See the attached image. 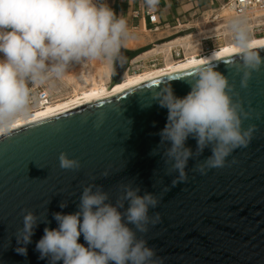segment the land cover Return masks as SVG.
I'll list each match as a JSON object with an SVG mask.
<instances>
[{
    "label": "water",
    "instance_id": "obj_1",
    "mask_svg": "<svg viewBox=\"0 0 264 264\" xmlns=\"http://www.w3.org/2000/svg\"><path fill=\"white\" fill-rule=\"evenodd\" d=\"M257 50L264 56V46ZM129 57L122 46L108 86L122 81ZM207 61L229 77L252 113L243 127L254 124L256 131L224 167L205 175L193 169L211 155L210 149L188 161L187 181L175 186L171 181L177 173L169 174L171 165L162 158L167 145L151 155L167 122V109L152 94L171 84L176 96H185L190 67L45 113L0 138V264H48L36 251L44 228L58 227L53 213H75L83 187L92 183L102 185L112 203L125 184L139 186L141 195H156L159 204L149 216L159 213V220L138 235L161 264H264V66L241 88L237 53ZM186 146L195 151L196 140L189 137ZM62 152L78 159L80 169H62ZM62 201L67 202L63 209ZM22 209L50 221L38 223L26 256L15 251L23 246L15 237L23 226ZM79 242L85 243L83 236Z\"/></svg>",
    "mask_w": 264,
    "mask_h": 264
},
{
    "label": "clouds",
    "instance_id": "obj_2",
    "mask_svg": "<svg viewBox=\"0 0 264 264\" xmlns=\"http://www.w3.org/2000/svg\"><path fill=\"white\" fill-rule=\"evenodd\" d=\"M146 3L154 9L158 0ZM230 28L235 46L225 51L238 54L234 67L242 73L241 88H247L251 74L264 66V56L241 21L234 20ZM128 39L126 20L103 0H0V138L12 135L16 123L30 117L36 89L63 79L72 65L97 59L111 63ZM189 67L190 91L185 96H176L171 84L152 94L154 102L167 109V122L151 155L167 145L162 158L171 165L169 174L177 173L173 186L187 181L188 161L205 149L211 155L193 169L201 175L224 167L226 158L235 149L247 147L256 131L254 124L243 127L252 113L245 110L226 74L211 61H193ZM189 137L196 140L195 151L186 146ZM59 162L65 170L81 167L78 159L64 152ZM101 175L106 178L109 172ZM140 192L139 186L121 185L112 203L102 185L84 186L75 213H53L58 227L44 228L36 243L39 259H47L48 264H161L138 235L159 220V213L149 216L159 199L151 192ZM59 206L63 209L67 202ZM21 211L23 226L15 237L23 246L15 251L26 256V245L32 242L38 223L50 221L40 220L31 210Z\"/></svg>",
    "mask_w": 264,
    "mask_h": 264
},
{
    "label": "bare ground",
    "instance_id": "obj_3",
    "mask_svg": "<svg viewBox=\"0 0 264 264\" xmlns=\"http://www.w3.org/2000/svg\"><path fill=\"white\" fill-rule=\"evenodd\" d=\"M220 13L222 16H225L228 19V23H226L225 27L222 26L220 29H218L219 31H222L224 41L222 44H220L218 47L214 48L210 52L205 54L201 53V49L199 48V44L197 43V41L201 35L215 31V28H213V26L211 28L198 27L197 31H194L192 33H186L182 36L176 37L162 44H156L154 48L149 51V53L153 55L159 54L164 56L162 64L160 66L155 65L151 66V68H146L148 67L147 65L145 66V69L140 72H125L122 81L116 83L112 87L108 86L110 84L112 76V62L109 63L103 60L102 63L100 62V64L97 65L94 64L95 62L93 63L92 60L81 63V70L77 69L76 71L79 73H76V75H74L75 73H72L74 76L72 75L71 77H67V79L63 78L65 85L68 88V92L64 96L59 97L58 99L43 106H37L32 108L30 117L26 120L18 121L15 126L24 123V121H29L30 119L36 118L45 113L60 109L70 104L93 98L99 95H103L112 91H116L189 67L193 61H207L213 58H217L219 56L221 57L235 53L225 51V49H232L235 46L234 41L229 37V34L231 33L230 25L232 23L229 21L232 17V13L226 6H222L220 8ZM258 14L259 15L257 16H260V14L262 13ZM211 17L209 16L208 18ZM210 23L215 24L217 23V20H211ZM249 37L250 39L258 41L259 46H264V35L251 36L249 34ZM175 45L183 47V58L175 59L171 57V49Z\"/></svg>",
    "mask_w": 264,
    "mask_h": 264
},
{
    "label": "crops",
    "instance_id": "obj_4",
    "mask_svg": "<svg viewBox=\"0 0 264 264\" xmlns=\"http://www.w3.org/2000/svg\"><path fill=\"white\" fill-rule=\"evenodd\" d=\"M227 0H158L153 9L158 20V29L149 21L147 15V3L139 0H113L110 8L118 17H123L128 26L129 39L124 43L126 51H135L136 58L151 60L153 54L149 53L156 44L167 39L174 38L177 30L176 23L183 27L203 25L199 14L208 18L215 9L220 8ZM130 55V53H129ZM163 55L156 58L159 63L163 61ZM131 59V56L129 57ZM113 64V61H112ZM113 67V65H112Z\"/></svg>",
    "mask_w": 264,
    "mask_h": 264
},
{
    "label": "built area",
    "instance_id": "obj_5",
    "mask_svg": "<svg viewBox=\"0 0 264 264\" xmlns=\"http://www.w3.org/2000/svg\"><path fill=\"white\" fill-rule=\"evenodd\" d=\"M139 1L141 2V4L146 3V0ZM222 6H226L232 13V17L229 22H233L234 20L241 21L251 36L264 35V0H227ZM220 8L214 10V12L210 15V17L212 16L211 18H207L206 15H202V13L199 14V16L201 17V21L206 25L211 24V20H217V23L213 24L214 26H216H213V28H215V31L201 35L197 41V43L199 44V48L201 49V53L205 54L210 52L211 50L222 44L224 41L222 31H219L218 29H220L222 26L225 27L226 23H228V19L227 17L221 15ZM258 13L262 14H260V16H257L259 15ZM147 15L149 21L154 24V29H158V20L153 9L147 8ZM174 28L177 30V34L174 37L176 38L186 33L197 31L198 26L196 25L191 27H183L182 25H180V23L177 22ZM229 37L233 40L232 32L229 34ZM174 38H169L162 43L168 42ZM157 56H159V54L152 56L150 61H147L146 59H138L136 57L129 59L126 72H140L147 65L158 66V64H162L158 62V59L156 58ZM171 57L175 59L183 58V47L179 45L173 46L171 49ZM67 92L68 88L66 87L63 79L51 80L44 86L34 91L36 101L32 108L50 103L58 99L59 97L64 96Z\"/></svg>",
    "mask_w": 264,
    "mask_h": 264
},
{
    "label": "rangeland",
    "instance_id": "obj_6",
    "mask_svg": "<svg viewBox=\"0 0 264 264\" xmlns=\"http://www.w3.org/2000/svg\"><path fill=\"white\" fill-rule=\"evenodd\" d=\"M111 1H113V0H103V2H105V3H107V5L110 7V2ZM201 18V17H200ZM199 18V19H200ZM212 26H214L213 25V23L210 25V24H208V25H206V24H204L203 23V25H200V27L199 28H211ZM215 27V26H214ZM92 61V60H91ZM102 61L103 60H101L100 61V59H97V60H93V63L94 64H100V62L102 63ZM80 65V66H79ZM75 64V65H72L70 68H69V70H68V72H67V74L64 76V79H67V77H71L73 74L72 73H75L74 75H76V73H79V72H76L77 71V69H80L81 68V64ZM113 65V64H112ZM161 64H158V66H160ZM113 68V67H112ZM146 68H151V66H148V67H146ZM76 69V70H75ZM145 69V68H144ZM75 70V71H74ZM81 70V69H80ZM79 71V70H78ZM70 72V73H69ZM73 75V76H74ZM64 81V80H63Z\"/></svg>",
    "mask_w": 264,
    "mask_h": 264
},
{
    "label": "trees",
    "instance_id": "obj_7",
    "mask_svg": "<svg viewBox=\"0 0 264 264\" xmlns=\"http://www.w3.org/2000/svg\"><path fill=\"white\" fill-rule=\"evenodd\" d=\"M128 53H130L131 58H133L137 54V53H135V51H128Z\"/></svg>",
    "mask_w": 264,
    "mask_h": 264
}]
</instances>
